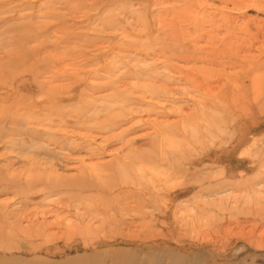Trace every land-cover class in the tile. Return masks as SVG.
I'll return each instance as SVG.
<instances>
[{"label": "rangeland", "instance_id": "374dc122", "mask_svg": "<svg viewBox=\"0 0 264 264\" xmlns=\"http://www.w3.org/2000/svg\"><path fill=\"white\" fill-rule=\"evenodd\" d=\"M0 264H264V0H0Z\"/></svg>", "mask_w": 264, "mask_h": 264}, {"label": "bare ground", "instance_id": "6f19581e", "mask_svg": "<svg viewBox=\"0 0 264 264\" xmlns=\"http://www.w3.org/2000/svg\"><path fill=\"white\" fill-rule=\"evenodd\" d=\"M39 178H40V177H39ZM54 184L57 185V184H60V183H59L58 181H56V183H55L54 181H52V182H51V185H54ZM154 261H155L156 263H158V261H157L156 259H155Z\"/></svg>", "mask_w": 264, "mask_h": 264}]
</instances>
